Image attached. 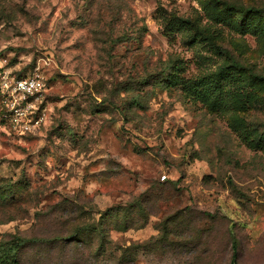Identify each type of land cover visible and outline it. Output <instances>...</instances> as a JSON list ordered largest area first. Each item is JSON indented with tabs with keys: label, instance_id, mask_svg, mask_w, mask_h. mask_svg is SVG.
<instances>
[{
	"label": "rangeland",
	"instance_id": "374dc122",
	"mask_svg": "<svg viewBox=\"0 0 264 264\" xmlns=\"http://www.w3.org/2000/svg\"><path fill=\"white\" fill-rule=\"evenodd\" d=\"M230 58L264 76V0H0V73L44 83L38 128L0 121V246L37 239L17 264H264V82ZM77 229L85 245L55 241Z\"/></svg>",
	"mask_w": 264,
	"mask_h": 264
},
{
	"label": "built area",
	"instance_id": "2783aa9c",
	"mask_svg": "<svg viewBox=\"0 0 264 264\" xmlns=\"http://www.w3.org/2000/svg\"><path fill=\"white\" fill-rule=\"evenodd\" d=\"M43 89L38 74L0 73V120L21 134L38 128L43 119L34 114L35 103Z\"/></svg>",
	"mask_w": 264,
	"mask_h": 264
},
{
	"label": "trees",
	"instance_id": "16d2710c",
	"mask_svg": "<svg viewBox=\"0 0 264 264\" xmlns=\"http://www.w3.org/2000/svg\"><path fill=\"white\" fill-rule=\"evenodd\" d=\"M222 6H223L224 12H235L241 16H245V18H247L249 14L259 15L262 12V9H256L253 7L247 8V7L242 6V5H237V4H233V3H227V2H223ZM176 20H177V22H179L183 26L188 23L186 20L181 19L179 17H177ZM225 69H234V70L245 69L246 72L248 73L249 77L256 79V80H259L260 82H264V76L256 74L251 67L244 68L241 63L233 60L232 58H230V62L228 63V65L225 66L224 69H221V71L224 72ZM223 72L220 74H223ZM200 84L201 83L198 81V83H193V85H188L186 91L187 92H195V94L197 96H199V94L197 92V87L200 86ZM204 98H206V97H203L200 99L203 100ZM6 196H8L6 200H11V199H9L11 197V195H6ZM2 199H5V196L0 198V200H2ZM85 230H87V229H77V230L72 231L71 233H68L65 235H58L55 238V241H61V242H64L67 244H73V245H74L73 242H75V245H77V246L79 244L85 245L86 243L83 242V236L86 233ZM92 231L99 234L100 237H102V239H105V231L102 228H97V229L95 228ZM36 240L37 239L19 238L15 242L0 246V264H17V262H18V249L23 247L26 243L36 242ZM104 248L105 247L102 246V244H101L100 250L104 251L105 250ZM230 264H237L236 259H235V249H234V253H233L232 259L230 261Z\"/></svg>",
	"mask_w": 264,
	"mask_h": 264
}]
</instances>
